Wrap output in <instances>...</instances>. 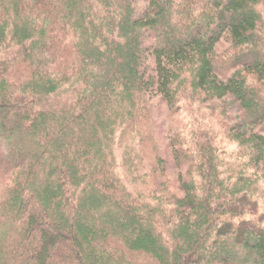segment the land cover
<instances>
[{"label":"trees","instance_id":"trees-1","mask_svg":"<svg viewBox=\"0 0 264 264\" xmlns=\"http://www.w3.org/2000/svg\"><path fill=\"white\" fill-rule=\"evenodd\" d=\"M0 264H264V0H0Z\"/></svg>","mask_w":264,"mask_h":264},{"label":"rangeland","instance_id":"rangeland-1","mask_svg":"<svg viewBox=\"0 0 264 264\" xmlns=\"http://www.w3.org/2000/svg\"><path fill=\"white\" fill-rule=\"evenodd\" d=\"M155 110H156L155 113H157V120L161 121L162 118H164L163 116L165 115V112H166L164 105L161 102H157L155 104ZM172 174H175V173L172 172Z\"/></svg>","mask_w":264,"mask_h":264}]
</instances>
